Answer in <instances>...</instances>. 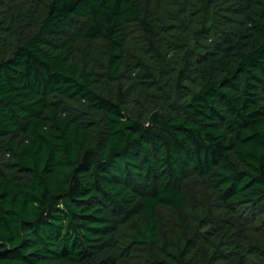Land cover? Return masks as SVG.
<instances>
[{
	"label": "trees",
	"instance_id": "trees-1",
	"mask_svg": "<svg viewBox=\"0 0 264 264\" xmlns=\"http://www.w3.org/2000/svg\"><path fill=\"white\" fill-rule=\"evenodd\" d=\"M0 264H264V0H0Z\"/></svg>",
	"mask_w": 264,
	"mask_h": 264
}]
</instances>
